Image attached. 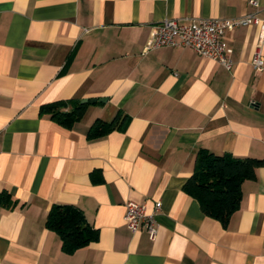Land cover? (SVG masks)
<instances>
[{"label": "crops", "instance_id": "0c3cea01", "mask_svg": "<svg viewBox=\"0 0 264 264\" xmlns=\"http://www.w3.org/2000/svg\"><path fill=\"white\" fill-rule=\"evenodd\" d=\"M257 1L0 0V192L15 201L0 205V264H264V164L225 225L183 190L199 149L264 161L259 26L223 33L230 69L186 47L144 50L164 18H264ZM100 97L69 128L40 110ZM117 112L123 129L88 137ZM129 200L154 213L153 239L126 226ZM53 204L80 208L98 237L65 253L45 225Z\"/></svg>", "mask_w": 264, "mask_h": 264}, {"label": "trees", "instance_id": "16d2710c", "mask_svg": "<svg viewBox=\"0 0 264 264\" xmlns=\"http://www.w3.org/2000/svg\"><path fill=\"white\" fill-rule=\"evenodd\" d=\"M72 108L65 110L67 103ZM87 103L79 100L57 101L40 107L50 118L64 127H71L86 112ZM128 122L125 114L117 112L111 120L96 118L88 130V137L96 138L113 130L123 129ZM264 161L255 157H236L230 153L214 154L207 149H199L191 175L183 185V190L194 197L201 211L225 225L230 215L239 208L245 180L255 178L256 168ZM15 203L9 192H0V205L10 207ZM45 225L55 231L61 239L65 253L88 245L98 237V230L85 219L83 212L71 204H53L46 216Z\"/></svg>", "mask_w": 264, "mask_h": 264}, {"label": "built area", "instance_id": "2783aa9c", "mask_svg": "<svg viewBox=\"0 0 264 264\" xmlns=\"http://www.w3.org/2000/svg\"><path fill=\"white\" fill-rule=\"evenodd\" d=\"M248 3L254 7L258 6L257 0H248ZM247 24L259 26L251 64L256 71H261L264 69V18L258 17L255 11L235 18H192L188 22H181L173 17L164 18L151 25L144 50L166 46L186 47L230 69L232 59L222 40L223 33ZM159 207L160 201H157L156 208ZM123 218L130 231L134 232L143 227L150 239L155 237L154 213H148L144 204L126 201Z\"/></svg>", "mask_w": 264, "mask_h": 264}, {"label": "water", "instance_id": "95a60500", "mask_svg": "<svg viewBox=\"0 0 264 264\" xmlns=\"http://www.w3.org/2000/svg\"><path fill=\"white\" fill-rule=\"evenodd\" d=\"M96 101H105V98H91V99H81L80 103H95Z\"/></svg>", "mask_w": 264, "mask_h": 264}]
</instances>
